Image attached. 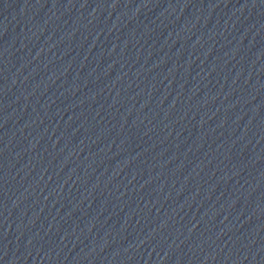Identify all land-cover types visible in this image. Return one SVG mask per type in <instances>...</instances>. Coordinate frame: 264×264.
<instances>
[{"label":"water","instance_id":"obj_1","mask_svg":"<svg viewBox=\"0 0 264 264\" xmlns=\"http://www.w3.org/2000/svg\"><path fill=\"white\" fill-rule=\"evenodd\" d=\"M0 264H264V0H0Z\"/></svg>","mask_w":264,"mask_h":264}]
</instances>
